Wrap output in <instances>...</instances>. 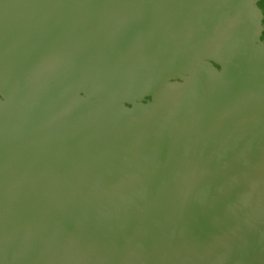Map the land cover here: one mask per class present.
<instances>
[{
    "label": "water",
    "instance_id": "1",
    "mask_svg": "<svg viewBox=\"0 0 264 264\" xmlns=\"http://www.w3.org/2000/svg\"><path fill=\"white\" fill-rule=\"evenodd\" d=\"M0 264H264V0H0Z\"/></svg>",
    "mask_w": 264,
    "mask_h": 264
}]
</instances>
